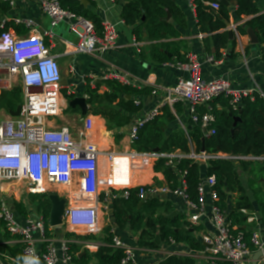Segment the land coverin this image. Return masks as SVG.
Here are the masks:
<instances>
[{"label": "built area", "instance_id": "1", "mask_svg": "<svg viewBox=\"0 0 264 264\" xmlns=\"http://www.w3.org/2000/svg\"><path fill=\"white\" fill-rule=\"evenodd\" d=\"M197 0H190L196 7ZM213 10H219L217 0H201ZM43 11L50 17L53 27L69 22L71 31L77 36L78 43L73 44L72 53L104 52L114 47L117 39L115 25L106 24L100 35L95 25L88 19L76 15L64 8L60 0H40ZM32 30L28 35L20 36L5 29L6 20L0 21V93L14 87L17 80L23 87V100L18 116L0 120V219L5 222L7 230L19 237L23 244V252L31 258V264H77L69 250V243L63 242L60 247L47 237L45 219L38 215L26 224L20 223L10 209L4 196L5 183L24 182V188L33 194H43L49 185L63 186L69 192L62 193L67 200L64 223L74 232L84 230L89 235H97L103 231L101 224V193L102 179L105 176L107 196L113 199L129 197L132 189L133 160L141 155L139 151L129 153L112 152L100 149L91 142L88 133L93 127L91 116L83 118V127L78 136H74L67 125L57 126L54 122L61 115L63 105L61 92L63 89L62 69L57 55L53 54L47 44L44 34L36 30V22L30 18L14 19ZM242 22L231 25L228 30L237 31ZM52 34L49 30L45 32ZM203 36V33L200 34ZM207 62H214L213 56L206 57ZM165 66L174 67L188 72L189 77H181L173 87L165 88L167 94L162 105H176L184 102L190 113L191 121L201 122L206 136L215 132L210 129L215 120L210 113H200L198 107L210 103L221 96H232L233 108H238L243 97L250 95L248 91H239L232 87L227 78L205 79L200 75L201 63L195 55H188L187 60L165 62ZM156 92V91H154ZM264 98V93L261 94ZM210 110V108H209ZM159 113L158 108L152 109L142 118L136 120L130 128V139L134 143L139 129L154 120ZM186 133L188 130L185 128ZM162 157L161 154H154ZM168 164L190 158L201 166L208 167L209 161L215 158L244 160L253 156L229 155L225 153H208L206 150L197 152L194 145L189 151L178 150L166 156ZM108 164V169L102 173L100 161ZM120 163V168L117 165ZM120 171L121 180L116 174ZM216 177L203 175L199 186V201L193 203L186 194V181L182 177L180 188L172 190L164 186H139L138 195L141 201L150 197L161 198L174 194L185 200L191 209L188 219L198 225L204 216H210L212 231H205L201 239L205 252L211 255L212 264L217 261H227L231 264H251L255 251L264 250V237L258 231H253L251 243L255 250L245 242L243 233L232 231L231 221L216 204L218 193L214 189ZM122 189L120 194H113L110 189ZM61 197V195H60ZM212 200L208 211V200ZM253 218H250L252 221ZM115 246L123 248L126 258L123 264L133 261L134 251L118 238H114ZM11 261L22 264L7 253L0 251V264ZM260 264H264L262 256Z\"/></svg>", "mask_w": 264, "mask_h": 264}, {"label": "crops", "instance_id": "2", "mask_svg": "<svg viewBox=\"0 0 264 264\" xmlns=\"http://www.w3.org/2000/svg\"><path fill=\"white\" fill-rule=\"evenodd\" d=\"M94 1L97 3L98 13L104 23L115 25L117 32L116 44L104 52L72 53L73 44L78 43V38L71 31L69 22L66 21L53 27L50 17L42 9L40 0H0V2L9 3L11 6L10 12L0 19V21L6 20V30L13 31L20 36L28 35L32 30L23 24L17 23L14 19L16 17L30 18L36 22V30L44 34V38L51 47L52 53L57 55L62 69L63 81H67V84L64 85L62 81L61 98L63 109L61 115L54 122L57 126H69L74 136H78L79 130L83 127V118L91 116L93 127L89 131L88 137L100 149L123 153L138 151L130 139V126L154 108L159 109V121L166 127L161 143L170 137V135L182 131L186 133L185 128L188 130L192 127L190 113L184 102H179L182 103L179 109L177 108L179 103L173 106L169 104L162 105V101L167 94L165 88L175 86L181 77H189L190 74L174 67L165 66V62L155 57V46L159 47L161 52L172 57L170 62L180 61L179 56L177 54L174 55L171 51H175L176 48H179L183 60H187L188 55H195L201 63L200 75L203 78H227L233 88L239 91H248L250 96L258 94L262 97L261 94L264 93V53L262 44L260 43L259 34L255 30L258 43H253L248 33L249 29H251L247 25L249 17L245 15L239 17L236 13L235 3H230L227 0L229 2L228 7L231 8L229 19L224 20L219 15V18L224 20L225 27L215 32H203L198 23L197 5L196 7L194 5L192 7L190 0H171L180 9L181 20H176L175 17L168 13L166 21L174 26L179 35H168L167 38L158 41L148 39L147 33H143L142 37H139L132 27L125 22L123 8L127 2L126 0ZM254 2L260 10L259 14L264 15V0H254ZM239 22H242L241 26L247 29L246 34L241 33L239 30H228L231 25ZM49 30L52 31L51 35L45 33ZM223 32L228 33L229 42L218 51L215 47L214 36ZM230 32L232 35H230ZM201 33H203L202 37L200 36ZM161 43L172 44L170 46H161ZM207 56H213L215 61L207 62ZM109 79L118 80L125 85H130L139 90L148 89V93L134 96L133 99L141 105V110L135 114H131L128 124L123 126H115V123L109 122L102 114L95 113L94 106L89 102L91 96L89 89L97 90L98 93L103 94L109 91L106 84V80ZM71 96L73 97L71 98ZM76 96H84L86 98L88 107L86 115L82 113L81 107L70 104V101ZM126 97L130 98L129 95ZM165 106L170 108L175 118L171 119L167 116V112L162 110ZM217 107L222 109L219 103H217ZM9 116V111L0 109V120ZM177 151L178 149L167 153L162 152L157 147L152 152H141L146 155L138 156L133 160L131 171L132 189H136L141 185H146L147 187L152 185L164 186L166 184L165 174L162 171L155 170V165L160 158ZM154 154H161L163 156L157 157ZM253 157L256 158L248 157L244 160L254 163L264 162V156ZM120 166V163H118L117 169ZM100 169L102 173L108 169V164L103 160L100 161ZM202 169L203 172H206L207 168L202 166ZM239 172L246 192L255 207L254 210H243V213L248 215L247 225L248 227L250 226L252 231H258L261 237H264V214L260 209L261 205L256 195L258 192L257 188L255 189L250 183V180L255 176L250 174L249 171L241 169V167L239 168ZM116 179L118 182L121 180L120 171L117 172ZM24 186L26 187L22 181L5 183L3 192L10 209L22 224H26L30 219L37 218L38 215H42L37 210L38 198L32 197L36 194L27 191ZM47 189L46 192L55 191L61 197H63L62 193L69 192L67 187L56 185H49ZM110 190L113 194H120L122 192V189L114 188ZM106 191H108V188L104 185L100 197V217L103 231L100 234L89 236L84 230L74 232L69 226H61L58 229L50 226L51 229H54L53 237L50 239L53 240L57 247H60V244L63 242L75 243L81 247L80 255H83L86 251L95 253L100 246L106 245L104 241L106 237L104 229L111 226V232L114 236L134 251V264H160L171 255H191L196 258L197 264H212L213 260L209 253L205 251L196 252L187 244L170 243L162 245L161 248L140 246L139 232L132 230L129 225L124 228L119 227L113 205L115 199L107 196ZM237 197V193L231 194L230 202L233 203ZM150 198L153 197L149 196L147 199ZM10 199H13V202H10ZM163 200H169L172 205L166 213L171 214L172 212H176L175 216L186 215L189 217L191 209L180 196L169 194L167 199ZM212 203V200L209 199L208 211H210ZM20 205L26 208L27 216L21 214ZM250 218H253V220L250 221ZM3 222L0 219V251L8 254L9 247L20 241L19 237L12 235L7 230ZM197 226L203 227L201 231L197 232L199 238H201L203 232L213 230L210 216H204ZM67 233H70L72 236L67 237ZM5 264L17 263L5 261ZM59 264L63 263L60 262Z\"/></svg>", "mask_w": 264, "mask_h": 264}, {"label": "trees", "instance_id": "3", "mask_svg": "<svg viewBox=\"0 0 264 264\" xmlns=\"http://www.w3.org/2000/svg\"><path fill=\"white\" fill-rule=\"evenodd\" d=\"M85 5L84 0H60L61 5L90 20L96 27V31L102 35L105 24L100 14L98 6L94 0H88ZM123 8V18L129 24L135 33L142 37L143 33L148 34L150 40H162L168 35L178 36L179 32L174 26L166 21L168 13L181 20V11L171 0H126ZM219 10H213L201 0L196 1V11L198 23L203 32H215L225 27L224 20L229 19L231 8L223 4L221 0ZM236 4V13L240 17L248 16L247 25L259 34L260 43L264 53V15L259 14V8L254 0H228ZM11 10L9 3L0 2V19L7 15ZM219 15L224 19L221 20ZM239 31L247 33V29L242 26ZM229 42L228 33H218L214 36L215 47L219 51ZM172 43H161V46H170ZM154 55L162 62H170L169 57L161 52L159 47L155 46ZM168 48V47H167ZM174 55H180L179 48L171 50ZM219 54V52H218ZM264 55V54H263ZM219 56V55H218ZM109 91L103 94L97 90L89 89V102L94 106L95 113L102 114L109 122L115 123V126L128 124L130 115L141 110V105L136 103L134 96L142 93H148V89L139 90L130 85H125L118 80H106ZM130 96L128 99L126 96ZM73 96H71L72 98ZM232 96H221L214 100L208 106L198 107L200 113L210 112L215 120L211 123L210 129L215 132L206 136L205 129L201 122L191 121V128L188 132L184 131L170 135L163 143V132L166 127L159 121V115L152 121L144 124L134 140V147L140 152H152L159 147L162 152L171 153L178 150L189 151L194 145L197 152L203 148L208 153H225L229 155H253L264 156V98L258 94L248 95L242 98L238 108H233ZM23 100V87L18 85L9 90H3L0 93V109L14 111ZM219 103L222 109L217 107ZM182 103L177 105L179 109ZM97 105V107H95ZM210 108V110H209ZM167 112L171 119L175 118L168 106L162 108ZM126 112V114H125ZM236 117L241 120L235 125ZM116 121V122H114ZM169 158H160L155 170L162 171L166 177V186L172 190L180 188L182 177L186 181V194L188 200L193 203L199 201V186L203 175H214L216 184L214 189L218 193L216 204L231 221L232 231L243 233L245 242L255 250L251 243L253 234L250 226L247 225L248 215L243 210H254V204L246 192L243 180L241 179L239 168L249 171L255 177L250 183L257 188V198L261 205V211L264 214V162L254 163L247 160H233L215 158L209 161L206 172H203L202 166L190 158H182L175 161L174 165L168 164ZM139 188L131 189L130 196H118L114 200V210L119 227L130 226L135 232H139V245L149 248H161L162 245L176 243L187 244L196 252L204 251L205 245L197 232L203 227L193 224L186 215H177L170 217L167 212L172 207L169 200H163L153 197L142 202L139 195ZM237 193V199L231 203L230 195ZM263 193V195H262ZM38 196L37 210L45 219V229L48 238L53 237V230L50 227L49 217L51 211V202L46 193L36 194ZM102 199V198H101ZM21 214L27 216V210L23 205L19 206ZM5 224V222H3ZM106 245H102L95 253L86 251L80 255L81 247L78 244L69 243V250L75 257L77 264H123L126 253L123 248L115 246L114 234L111 232V226L104 229ZM67 237H71L67 233ZM91 236V235H89ZM93 236V235H92ZM159 236L160 244L156 242ZM8 254L21 262L22 264H31V258L24 254L23 244L18 242L9 247ZM93 262L91 263V261ZM218 264H231L227 261H217ZM126 264H134L129 261ZM160 264H197V260L191 255H171Z\"/></svg>", "mask_w": 264, "mask_h": 264}, {"label": "water", "instance_id": "4", "mask_svg": "<svg viewBox=\"0 0 264 264\" xmlns=\"http://www.w3.org/2000/svg\"><path fill=\"white\" fill-rule=\"evenodd\" d=\"M223 4L229 6V2L227 0H221ZM85 5H88L89 1L84 0ZM170 15V14H169ZM250 37L252 38L253 43H258L257 35L253 29H249L248 31ZM230 35L232 33L230 32ZM63 84L66 85L67 81H63ZM70 104L72 106L78 105L82 109V113L84 115L87 114L88 112V107H87V100L84 96H76L74 99L70 101ZM21 111V104L18 105L17 109L14 111H9L10 115L12 116H18ZM240 117H236L235 119V125L238 121H240ZM132 126V125H131ZM130 126V127H131ZM157 150V149H156ZM202 151H205V148L202 149ZM50 202H51V211H50V217H49V222L50 226L52 228H60L63 223H64V213H65V208L67 204V200L63 197H60V195L55 192V191H49L46 192ZM168 195H164L161 198L162 199H167ZM10 202H13V199H10ZM143 204V201L140 203V206ZM37 213V212H36ZM176 215V212H172L169 214L170 217H173ZM156 242L160 243L159 236L156 237ZM264 256V250H258L256 251L251 259V264H260L261 258Z\"/></svg>", "mask_w": 264, "mask_h": 264}, {"label": "rangeland", "instance_id": "5", "mask_svg": "<svg viewBox=\"0 0 264 264\" xmlns=\"http://www.w3.org/2000/svg\"><path fill=\"white\" fill-rule=\"evenodd\" d=\"M21 83H20V80L18 79L17 80V83L16 84H14V87L15 86H18V85H20ZM105 181H106V179H105V176L103 177V179H102V185H105ZM39 196V195H38ZM38 196L37 195H33L32 197L33 198H38Z\"/></svg>", "mask_w": 264, "mask_h": 264}]
</instances>
